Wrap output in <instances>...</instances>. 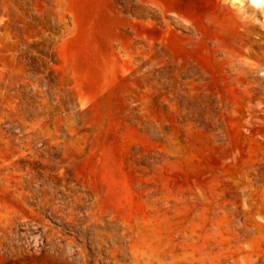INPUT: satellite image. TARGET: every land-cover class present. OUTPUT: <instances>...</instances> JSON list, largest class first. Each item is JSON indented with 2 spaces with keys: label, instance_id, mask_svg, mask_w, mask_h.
<instances>
[{
  "label": "rangeland",
  "instance_id": "1",
  "mask_svg": "<svg viewBox=\"0 0 264 264\" xmlns=\"http://www.w3.org/2000/svg\"><path fill=\"white\" fill-rule=\"evenodd\" d=\"M233 3L0 0V264H264V14Z\"/></svg>",
  "mask_w": 264,
  "mask_h": 264
},
{
  "label": "bare ground",
  "instance_id": "2",
  "mask_svg": "<svg viewBox=\"0 0 264 264\" xmlns=\"http://www.w3.org/2000/svg\"><path fill=\"white\" fill-rule=\"evenodd\" d=\"M233 5H235L240 16H243L244 10L256 16H262L264 14V0H234Z\"/></svg>",
  "mask_w": 264,
  "mask_h": 264
}]
</instances>
